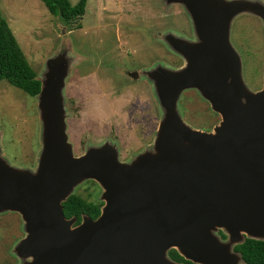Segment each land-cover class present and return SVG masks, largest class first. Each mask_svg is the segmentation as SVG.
<instances>
[{"label": "water", "instance_id": "water-1", "mask_svg": "<svg viewBox=\"0 0 264 264\" xmlns=\"http://www.w3.org/2000/svg\"><path fill=\"white\" fill-rule=\"evenodd\" d=\"M167 1L186 4L199 43L187 46V68L146 71L165 110L153 145L126 163L108 142L75 156L65 90L78 63L68 51L50 58L38 76L37 168L10 166L0 145V213L22 215L29 236L17 252L32 259L26 264H180L170 258L172 249L195 264H244L235 247L264 241V89L247 87L230 43L241 13L264 22V0ZM176 35L158 38L173 49ZM189 88L222 116L215 132L197 131L181 118L178 100ZM88 180L103 188L105 203L96 220L84 216L76 226L63 203Z\"/></svg>", "mask_w": 264, "mask_h": 264}, {"label": "rangeland", "instance_id": "rangeland-1", "mask_svg": "<svg viewBox=\"0 0 264 264\" xmlns=\"http://www.w3.org/2000/svg\"><path fill=\"white\" fill-rule=\"evenodd\" d=\"M70 2L77 5L79 0ZM174 3L167 0H88L85 16L67 24L51 15L42 0L0 2V17L8 22L38 76L43 74L50 58L64 51L78 63L66 81L65 90L67 132L75 156L83 155L89 147L108 142L117 146L120 161L126 163L154 144L165 110L154 93L152 76L150 78L146 71L156 70L159 65L172 70L187 68L185 56L181 53L176 61L172 48L158 38L160 32L162 35L172 33V25L177 21L184 22L185 16L179 13L182 11L174 10L177 6ZM183 6V12L189 16L188 7L185 3ZM231 30L240 45V52H236L241 57L244 82L254 93L263 91L264 22L253 14L241 13L234 18ZM232 41L234 36L230 43L235 50ZM110 48L116 52H131L134 57L138 52L145 54L140 58L147 66L141 68L145 83L140 88L137 87L139 83L119 72L122 77L115 76L119 86L113 84L115 74L112 72L120 59H105L108 70L99 64L104 62L102 50ZM93 61L96 64L92 67L90 62ZM123 62V70L131 69L128 65L133 64L132 60ZM91 73L94 75L89 76ZM39 103L38 96L31 97L0 80L1 155L12 167L37 168L43 147ZM178 112L189 127L200 132L213 133L222 122V116L213 110L197 88L183 91L178 100ZM103 192L99 183L88 180L78 186L74 194L99 204L105 203ZM28 236L20 213H0V264L30 262L31 258L24 259L17 252Z\"/></svg>", "mask_w": 264, "mask_h": 264}, {"label": "trees", "instance_id": "trees-1", "mask_svg": "<svg viewBox=\"0 0 264 264\" xmlns=\"http://www.w3.org/2000/svg\"><path fill=\"white\" fill-rule=\"evenodd\" d=\"M42 2L51 15L61 18L68 24L85 16L88 0H79L77 5H72L70 0H42ZM0 80L7 81L31 97L39 95L42 88L37 72L26 58L8 22L1 17ZM103 206L104 203L96 204L76 194L63 203L65 217L67 219L75 217L77 219L76 226L82 222L84 216L96 220L101 215ZM220 234L223 239H226L222 232ZM234 250L242 255L244 264H264V241L246 239ZM169 256L180 264H195L186 260L175 249L169 251Z\"/></svg>", "mask_w": 264, "mask_h": 264}, {"label": "flooded vegetation", "instance_id": "flooded-vegetation-1", "mask_svg": "<svg viewBox=\"0 0 264 264\" xmlns=\"http://www.w3.org/2000/svg\"><path fill=\"white\" fill-rule=\"evenodd\" d=\"M173 5H177L174 10L182 11V12H179V13H181V14H183L185 16L184 22L177 21L176 24L172 25L173 31H175L176 34H178V35L180 34L181 37L185 40V42H183V43H178V38L179 37H178V35H176V39H175L174 44L172 46L173 47V49H172L173 50L172 51V57L174 59H176V61H177V60H179L180 56H182V55L188 56L189 55V53H187V46H192V49H193V46H197L196 43H199V41H198L199 40V36H198L199 32H198V29L195 26V23H194L192 17L189 19L190 15L188 16L185 12H183L184 11L183 4L182 3H174ZM232 36H234V41H232V43L234 45V48H235L234 51L240 52V45H239V43L236 42L237 37H236V35H234V32L231 30L230 38H232ZM181 53H182V55H180ZM101 55L103 56L104 62H100L99 64H100V66L103 69H107V70L109 69V65L107 63H105V59H107L109 57H111V58L113 57L112 59H118V58L120 59V60H118V63H119L118 66L116 68H114V72H112L113 74H115L114 78H112V80L114 81L113 84L117 83L116 80H115V76L119 75L120 77H122L119 73H122L123 77L129 78L132 81H136L137 83H139L137 85L138 88H140V86L145 83L143 78H141V73H140L142 71L141 70L142 67L147 68L146 61L140 59L141 57L145 56V54H142V53L138 52V53H135V55H137V56L134 57V54L131 56V52L130 53L116 52V51H113L112 48H110L109 51L108 50L107 51L102 50ZM120 55H123V56L119 57ZM123 60L124 61L132 60L133 61L132 65H128V68H131V69L123 70V66L122 65L125 64L123 62ZM90 64L93 67V66H95L96 62L93 61V63L90 62ZM176 65H179V63H177ZM93 73H95V72H93ZM93 73H91L89 76L94 75ZM95 76H96V81L99 84V78H98L99 75L96 74ZM109 80H111V79H109ZM119 82H121V80H119ZM116 85L119 86L118 83ZM133 91L136 92V90H133ZM141 117H147V116L142 115Z\"/></svg>", "mask_w": 264, "mask_h": 264}]
</instances>
